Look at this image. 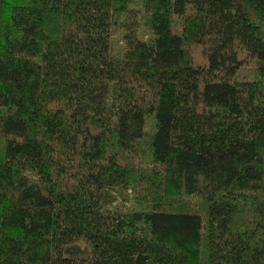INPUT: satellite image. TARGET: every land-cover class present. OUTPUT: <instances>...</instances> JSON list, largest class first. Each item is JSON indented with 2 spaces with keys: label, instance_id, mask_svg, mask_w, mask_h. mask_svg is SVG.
I'll list each match as a JSON object with an SVG mask.
<instances>
[{
  "label": "trees",
  "instance_id": "obj_1",
  "mask_svg": "<svg viewBox=\"0 0 264 264\" xmlns=\"http://www.w3.org/2000/svg\"><path fill=\"white\" fill-rule=\"evenodd\" d=\"M133 2L0 0V264H264V0Z\"/></svg>",
  "mask_w": 264,
  "mask_h": 264
},
{
  "label": "rangeland",
  "instance_id": "obj_2",
  "mask_svg": "<svg viewBox=\"0 0 264 264\" xmlns=\"http://www.w3.org/2000/svg\"><path fill=\"white\" fill-rule=\"evenodd\" d=\"M137 13V20L139 24V34L144 39H149L152 37V32L148 24V15L144 11L141 0H134L130 5ZM126 28L121 23L114 26L112 30V50L116 56H120V53L125 45L124 36ZM250 71L245 69L242 71L241 76H248ZM156 130V121L154 115H148L146 118V137L142 141V148L144 150V155L148 159L150 155V136ZM107 208L109 210H144L148 209L149 205L145 203L138 202L134 196V192L130 187L118 188L114 192V198L108 203Z\"/></svg>",
  "mask_w": 264,
  "mask_h": 264
}]
</instances>
